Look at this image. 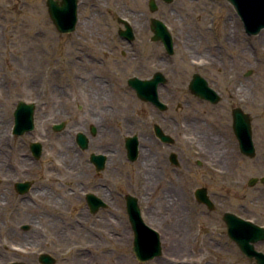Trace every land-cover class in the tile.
Here are the masks:
<instances>
[{
    "label": "flooded vegetation",
    "instance_id": "1",
    "mask_svg": "<svg viewBox=\"0 0 264 264\" xmlns=\"http://www.w3.org/2000/svg\"><path fill=\"white\" fill-rule=\"evenodd\" d=\"M76 1L73 30L60 32L51 23L69 45L86 49L60 67L61 74L80 73L75 96L50 103L49 93L31 80L33 95L25 102L33 108V129L13 132L17 101L8 129L0 132V264H83L80 256L92 257L89 246L117 259L134 256L133 222L139 228L140 219L157 232L160 256L264 264V233L245 226L254 230L246 235L256 237L248 241L252 255L229 236V225L239 234L241 221L264 228V136L251 106L233 94L214 116L224 98L207 56L189 52L188 67L197 68L176 83L174 35L168 28L169 54L152 29V19L163 21L154 15L156 0L154 11L147 0L151 15L120 0L104 8L95 0ZM57 2L64 7V0ZM178 88L188 96L183 104ZM210 90L216 102L194 94ZM202 104L213 109L209 117ZM237 110L243 116L235 129ZM180 126L189 139L183 173L177 171ZM71 213L76 219L68 227ZM152 239L143 234L138 244L152 245Z\"/></svg>",
    "mask_w": 264,
    "mask_h": 264
},
{
    "label": "rangeland",
    "instance_id": "2",
    "mask_svg": "<svg viewBox=\"0 0 264 264\" xmlns=\"http://www.w3.org/2000/svg\"><path fill=\"white\" fill-rule=\"evenodd\" d=\"M44 1L0 0V132L9 127L8 119L12 105L19 100L26 101L33 95L27 91L31 80L39 83L49 93L47 97L50 98V103H68L69 98L75 96L74 91L79 86L75 74L80 73L74 74L73 71L61 74L60 67L67 65L68 59L73 56L83 57L86 49L83 53L80 51L82 47L69 45L68 39L59 36L47 16ZM112 1L95 0L96 7L104 8L106 3L112 5ZM120 1L126 2L131 11L151 15L147 0ZM156 1L158 10L154 15L162 19L174 35L176 83L179 85L186 81L187 73L197 68L195 64H192L194 67H188L187 61L192 63L193 60L190 55H203L207 56L208 60L213 59L209 71L213 79L218 81L224 98V101L215 107L214 116L222 112V106L232 100L233 94H239L243 99L240 102L251 106L252 114L256 116L259 135L264 136V133L260 132L264 131V29L258 35H247L226 0H173L169 4L161 0ZM187 47L191 51L187 52ZM161 55L164 56L162 49ZM217 66L222 67L220 72ZM249 71H252V74L244 77ZM43 72L45 74L40 76ZM54 91L56 95L59 94L58 97L52 94ZM187 99L188 96L178 88L177 103L183 104ZM127 102L132 103L131 100ZM193 104L195 105V102ZM199 107L208 109L203 104ZM208 110L206 117H209L213 109ZM181 115H178V121L182 120ZM187 134L186 127L177 128L179 173L184 172L188 163ZM179 183L177 181V184ZM69 216H73L72 219ZM75 219L73 213L67 214L65 225H73ZM81 224H84L85 228L90 227V224L83 221ZM88 248L92 257L84 261V256H80V262L83 264L198 263L194 257L165 254L146 262H138L131 255L117 259L115 255H104L91 246ZM228 260L230 259H226V264Z\"/></svg>",
    "mask_w": 264,
    "mask_h": 264
},
{
    "label": "water",
    "instance_id": "3",
    "mask_svg": "<svg viewBox=\"0 0 264 264\" xmlns=\"http://www.w3.org/2000/svg\"><path fill=\"white\" fill-rule=\"evenodd\" d=\"M64 7L60 8L58 6L57 0H46L45 4L47 7V11L49 14V18L55 28L60 32H68L73 30V26L76 21V0H64ZM166 3H170L172 0H163ZM235 10L238 17L240 18L244 30L248 35H258L263 29H264V0H226ZM149 7L151 11H154L156 9V3L154 0L149 1ZM72 14V19L68 20L67 17L69 14ZM64 17V18H62ZM66 17V18H65ZM152 29L155 33V38L160 39L165 46V49L169 54L172 53L173 43H172V37L170 33L168 32L165 24L156 19H152ZM128 33L131 34V30H128ZM249 74V73H247ZM246 74V75H247ZM140 91V90H139ZM200 98L210 99L212 102L217 101V96L214 93V91L210 90L209 94L206 93H200L197 91V93H194ZM139 96H141L138 93ZM156 102L157 98H156ZM22 113H26L25 116H22ZM33 108L31 105L25 103L24 101L18 102V108L15 111V125H14V131L17 134H21L24 132H28L33 128ZM243 114L241 111L237 110L234 112V128L237 129L241 125H239V121L241 120ZM254 152V149L252 148V153ZM241 221V220H240ZM139 229L137 227V224L133 222L134 226V237H135V247L134 250L136 252L135 258L138 261L144 262L153 259L156 256L160 255V244L158 240V234L156 231L152 230L148 226H146L142 220L140 219L139 222ZM241 230L240 233L237 234V230L233 228V226L229 225V236L235 240L239 246L240 249L247 254L252 255L254 252L252 250V246L248 245L249 240H256V237H251L246 235L247 232H254V230H247L245 226L251 227L255 229V231L259 232V234L264 233V230L261 228H256L249 222L244 223L241 221ZM143 234L145 238L152 237V241H154V244L152 245H145L144 247L141 246L139 243L140 239L143 237ZM263 236V235H261ZM251 237V238H250Z\"/></svg>",
    "mask_w": 264,
    "mask_h": 264
}]
</instances>
